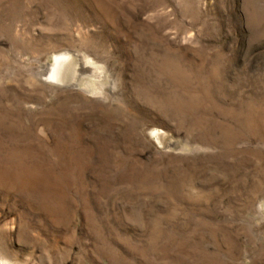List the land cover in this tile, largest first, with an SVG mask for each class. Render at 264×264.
Returning a JSON list of instances; mask_svg holds the SVG:
<instances>
[{
  "label": "rangeland",
  "instance_id": "rangeland-1",
  "mask_svg": "<svg viewBox=\"0 0 264 264\" xmlns=\"http://www.w3.org/2000/svg\"><path fill=\"white\" fill-rule=\"evenodd\" d=\"M0 263L264 264V0H0Z\"/></svg>",
  "mask_w": 264,
  "mask_h": 264
},
{
  "label": "bare ground",
  "instance_id": "bare-ground-1",
  "mask_svg": "<svg viewBox=\"0 0 264 264\" xmlns=\"http://www.w3.org/2000/svg\"><path fill=\"white\" fill-rule=\"evenodd\" d=\"M88 65H90L89 61L81 62L80 57L76 54L55 53L52 56V61L44 68V79L68 85L77 76L79 69Z\"/></svg>",
  "mask_w": 264,
  "mask_h": 264
}]
</instances>
